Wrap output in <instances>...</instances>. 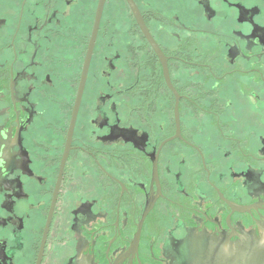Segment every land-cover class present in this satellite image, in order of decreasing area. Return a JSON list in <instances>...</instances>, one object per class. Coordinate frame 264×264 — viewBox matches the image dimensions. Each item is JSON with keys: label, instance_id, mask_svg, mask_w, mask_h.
<instances>
[{"label": "flooded vegetation", "instance_id": "af4514ba", "mask_svg": "<svg viewBox=\"0 0 264 264\" xmlns=\"http://www.w3.org/2000/svg\"><path fill=\"white\" fill-rule=\"evenodd\" d=\"M134 1L77 106L99 0H0V264H264V0Z\"/></svg>", "mask_w": 264, "mask_h": 264}, {"label": "water", "instance_id": "95a60500", "mask_svg": "<svg viewBox=\"0 0 264 264\" xmlns=\"http://www.w3.org/2000/svg\"><path fill=\"white\" fill-rule=\"evenodd\" d=\"M106 2H107V0H99V3H98L96 16H95V22H94L92 42H91L90 50H89V53H88V56L86 59L84 73H83V76L81 79V87H80V91H79V95H78L77 106L79 105V103L81 101L83 88H84L85 81H86L88 67H89L90 62H91L92 52H93L95 41H96V38L98 35V30H99V26H100V22H101V18H102L103 12H104ZM126 2L129 6V8L131 9V12L134 15L144 37L147 39L149 44L152 46V48L155 50L156 54L158 55L162 65H163L166 78H167L168 82L170 83L166 57H165L164 53L162 52V50L160 49L159 45L157 44L156 40L152 36V34H151V32H150V30H149V28L145 22L144 16L142 15L140 9L138 8V6L136 5L134 0H126ZM177 115H178V111H177Z\"/></svg>", "mask_w": 264, "mask_h": 264}, {"label": "rangeland", "instance_id": "374dc122", "mask_svg": "<svg viewBox=\"0 0 264 264\" xmlns=\"http://www.w3.org/2000/svg\"><path fill=\"white\" fill-rule=\"evenodd\" d=\"M112 1V4L113 3H115L116 4V2H117V0H111ZM97 3H98V0H94V3H93V12H94V9L96 8V6H97ZM112 4H109V7L111 8V5ZM125 4H124V8H125ZM124 10V11H123ZM122 11H123V19L119 22V23H121V22H123V23H130L131 24V21H129V19H128V17H127V13H126V11H125V9H122ZM117 17H119V16H117ZM158 37V36H157Z\"/></svg>", "mask_w": 264, "mask_h": 264}]
</instances>
